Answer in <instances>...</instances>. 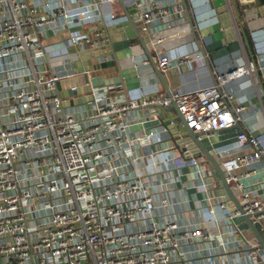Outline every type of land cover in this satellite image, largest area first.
Listing matches in <instances>:
<instances>
[{"label": "built area", "instance_id": "1", "mask_svg": "<svg viewBox=\"0 0 264 264\" xmlns=\"http://www.w3.org/2000/svg\"><path fill=\"white\" fill-rule=\"evenodd\" d=\"M116 3L0 0V264H259L263 250L235 223L249 216L264 232V201L245 184L256 174L249 167L264 157L259 140L239 131L233 145L248 151L219 166L240 212L205 183L208 163L201 165L185 145L160 147L174 152L175 168L187 170V188L199 189L202 209L218 229L213 233L204 220L183 219L187 202L176 184L183 190L185 182L158 170L152 130H130L136 109L170 103L199 142L237 126L243 107L224 88L248 74L245 66H231L210 87L190 92L137 99L96 87L88 110L61 105L59 78L43 69L64 54L45 51L42 40L66 30L64 47L95 49L105 42V26L125 20L101 13ZM132 3L141 34L171 12L155 2ZM83 26L94 27L91 36ZM176 63L162 55L157 68L165 73Z\"/></svg>", "mask_w": 264, "mask_h": 264}, {"label": "crops", "instance_id": "2", "mask_svg": "<svg viewBox=\"0 0 264 264\" xmlns=\"http://www.w3.org/2000/svg\"><path fill=\"white\" fill-rule=\"evenodd\" d=\"M122 1L124 7L133 10V0ZM138 1L142 5L150 2L166 5L171 11L167 22H154L145 34L140 33L145 49L155 65L162 55H166L175 63L177 62L167 72H160L167 92L170 90L190 92L210 87L213 84L214 75L224 72L231 66H245L248 70L247 75L228 82L224 88L232 95L234 104L243 107L241 122L235 127L214 134L210 140H200L211 157L220 166L222 160L248 151L246 147L237 148L233 145L235 136L239 131L251 134L264 147V0H233L241 28L235 20L229 0ZM182 3L185 4L187 13L182 9ZM100 10L104 16L112 11L115 17H124L123 9L119 3L110 6L103 5ZM132 19L138 28L134 14ZM93 28V26H83L81 31L91 36ZM98 28L99 26H96L97 30ZM240 31L243 32L247 45L249 43L251 57L248 55ZM121 32L123 34V31ZM119 34L120 32L115 30L112 36L114 43L109 45L108 37L104 31L105 42L97 47V49L105 48L104 54L100 52L99 57L102 58H99L98 62H111L113 64L112 67H107L97 73V76L102 78L100 83L103 85L101 87L109 86V88L115 89L118 95H133L137 99H148L151 96L161 97L166 94L162 84L155 77L137 39H121ZM67 38L68 33L63 30L55 36L42 40L45 51L57 50L55 52H58V55L64 54L61 59L56 61L49 59L48 65H45L43 69L47 73L56 74L59 80H64L71 75L79 61L78 54L82 52L76 47H64ZM182 57H185L187 62L180 61ZM251 59L255 62V68ZM95 62L92 60L89 61V64ZM75 80L78 85L74 86L79 90V94L73 98L74 101L78 100L75 107L88 110L89 97L83 94L80 89V86L83 85L82 77L78 76ZM66 92L67 86L60 85L57 91L58 95L63 96ZM147 111L146 108H140L133 112L135 120L130 127L131 133L140 130H152L150 151H154V161L159 163L158 170L165 172L166 176L171 172L172 177L178 182L181 184L185 182L183 190L180 188L181 185L176 184L178 194L184 193L187 202L186 210L182 213L183 219L189 221L204 220L205 227L215 233L218 230L217 226L202 209L199 189L196 187L187 188L190 181L185 176L187 170L174 167L175 163L172 159L175 156L174 152H161V145L171 146V143L163 129L158 126L155 118L151 116L147 118ZM197 160L203 166L207 163L202 156H198ZM249 168L256 174L249 176L245 184L254 189L253 194L257 199L264 201V157ZM242 171L244 168H240L236 173ZM206 179L205 183H207ZM210 185L214 189V184L211 183ZM217 215L214 214L215 217ZM238 220L240 219H236L235 223ZM236 224L238 225V223ZM240 225H238L240 226L239 229L245 239H252L254 242L255 239L245 223L242 222ZM257 232L263 239L264 232L259 230ZM258 262L264 264V251L258 254Z\"/></svg>", "mask_w": 264, "mask_h": 264}, {"label": "water", "instance_id": "3", "mask_svg": "<svg viewBox=\"0 0 264 264\" xmlns=\"http://www.w3.org/2000/svg\"><path fill=\"white\" fill-rule=\"evenodd\" d=\"M231 4L232 11L234 12L235 20L238 23L239 28H241L238 14L235 9V5L233 3V0H229ZM119 5L123 9V14L125 20L108 25L104 27V31L108 37L109 45L114 43V40L112 38L113 34L115 33V30L120 32V38L124 39H137V41L140 43L144 50V54L147 57V60L149 64L152 67V70L155 74V77L159 80V82L162 84L163 89L165 93H167V89L165 88L163 84V78L157 68V65L153 62L152 58L149 56L147 50L145 49L143 38L141 34L138 31V28L135 24V21L132 19V15L135 13V10H129L128 8L124 7L123 1L118 0ZM182 9L187 13L185 4L182 3ZM191 25V23L189 22ZM123 31V34H121ZM244 45L246 46L248 55L251 57V53L249 50V47L246 43L245 37L243 35V32L240 31ZM105 48H95L93 50H84L82 52H79L78 59L74 71L71 73L70 76L66 77L64 80H59L55 83L54 87L55 90H59L60 85L67 86V92L63 96H59L61 100V105L64 107H75V105L78 104V100L74 101V97L79 94V90L77 88L74 91H70L69 88L73 87L74 85H78L76 82V77L81 76L82 77V84L80 87L83 94H86L90 100V92L91 89L96 87H101L103 84L100 83L102 80L101 77L97 76V73L100 71L105 70L107 67H112L111 62H98L100 56V52L103 53ZM104 54V53H103ZM95 60L96 62L93 64H89V61ZM252 60V59H251ZM252 65L255 68V62L252 60ZM89 102V101H88ZM147 110H152L154 113V118L157 121L158 126H160L163 129V132H165L168 141L171 143V145H174L177 149L181 147V149L184 145L186 149L190 150L192 152L193 156H202L205 158L207 163L209 164V169L207 168L208 175L206 176V182L207 183H214L216 185V191L219 196H221L225 201L231 203L236 210L240 212L239 204L234 197V194L230 191L228 185L225 183L224 175L218 165V163L211 157V155L208 153V151L203 147L202 143L196 140L195 135H193L190 130H188L185 127V124L179 115L178 111L176 110V107L173 103H170L167 106H160L159 104H152L146 107ZM241 219L245 223L247 229L252 234L255 241L259 244L260 248L264 251V244L255 229V227L250 222V217L245 216L241 214Z\"/></svg>", "mask_w": 264, "mask_h": 264}, {"label": "rangeland", "instance_id": "4", "mask_svg": "<svg viewBox=\"0 0 264 264\" xmlns=\"http://www.w3.org/2000/svg\"><path fill=\"white\" fill-rule=\"evenodd\" d=\"M61 57H62V56H58V57L54 58L53 60L56 61V60H58V59H61ZM242 222H243L242 219L236 221V223H238V225H240ZM240 226H241V225H240ZM240 226H239V227H240Z\"/></svg>", "mask_w": 264, "mask_h": 264}, {"label": "trees", "instance_id": "5", "mask_svg": "<svg viewBox=\"0 0 264 264\" xmlns=\"http://www.w3.org/2000/svg\"><path fill=\"white\" fill-rule=\"evenodd\" d=\"M248 45H249V43H248ZM249 47V46H248Z\"/></svg>", "mask_w": 264, "mask_h": 264}]
</instances>
